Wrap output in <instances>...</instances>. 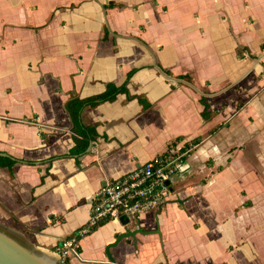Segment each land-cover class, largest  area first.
I'll list each match as a JSON object with an SVG mask.
<instances>
[{"label":"crops","instance_id":"obj_1","mask_svg":"<svg viewBox=\"0 0 264 264\" xmlns=\"http://www.w3.org/2000/svg\"><path fill=\"white\" fill-rule=\"evenodd\" d=\"M108 85L126 93L83 109L82 139L65 105ZM199 138L179 199L98 227L69 264H264V0H0L8 236L58 259L106 180Z\"/></svg>","mask_w":264,"mask_h":264},{"label":"built area","instance_id":"obj_2","mask_svg":"<svg viewBox=\"0 0 264 264\" xmlns=\"http://www.w3.org/2000/svg\"><path fill=\"white\" fill-rule=\"evenodd\" d=\"M193 150L190 142L170 143L161 156L118 178L106 180L92 196L88 223L60 246L57 256L61 263L70 255H77L80 241L100 224L120 218L134 223L143 215L157 214L179 199L182 192L176 191L175 182L189 173L188 158Z\"/></svg>","mask_w":264,"mask_h":264},{"label":"trees","instance_id":"obj_3","mask_svg":"<svg viewBox=\"0 0 264 264\" xmlns=\"http://www.w3.org/2000/svg\"><path fill=\"white\" fill-rule=\"evenodd\" d=\"M130 76H131V74L128 75V78ZM119 93H126V88L125 87L116 88L113 85H108L106 88V91L103 94L95 96V97H91V98H88L85 100H81L72 94L71 100L65 105V110L68 113V115L72 121L74 133L76 135H78L79 137H81L82 139L94 138V136H95L94 131L92 129H86L81 124L80 117H81V113H82L83 109L86 107L94 108V107H96V106H98L104 102H112V101H114L116 95ZM200 102H201L202 106L204 107V110L201 114V117L203 120L207 121L211 116L209 105L205 102V100L203 98L201 99ZM177 141H180V140H177ZM200 143H201L200 138L193 140V141H190V144L194 147V149ZM87 144L88 143L86 141L80 140V142H79L80 150L85 151V149L87 148ZM16 163L17 162L14 161L12 158L0 156V168H6L9 172H12V168ZM104 224H106V223L100 224L98 227H100ZM97 228H95L93 231H95ZM76 251L78 253H80L79 247L76 248ZM62 264H69L67 258Z\"/></svg>","mask_w":264,"mask_h":264},{"label":"water","instance_id":"obj_4","mask_svg":"<svg viewBox=\"0 0 264 264\" xmlns=\"http://www.w3.org/2000/svg\"><path fill=\"white\" fill-rule=\"evenodd\" d=\"M142 233L140 230L126 229L124 234L117 236L114 244L106 249V257L113 262L110 256V249L118 246L122 240L134 239L137 234ZM0 264H58V259L51 253L42 250H32L21 239L15 241L8 235L0 232Z\"/></svg>","mask_w":264,"mask_h":264},{"label":"rangeland","instance_id":"obj_5","mask_svg":"<svg viewBox=\"0 0 264 264\" xmlns=\"http://www.w3.org/2000/svg\"><path fill=\"white\" fill-rule=\"evenodd\" d=\"M1 228H3V227H1ZM0 228V232L1 233H3V234H6V231H5V229H1ZM7 235V234H6ZM10 237V236H9ZM10 238H12V239H14L15 241H18L19 239H21L23 242H25L26 244H28L25 240H23L22 238H19V237H15V236H12V237H10ZM58 264H62L61 263V260H59L58 259Z\"/></svg>","mask_w":264,"mask_h":264}]
</instances>
